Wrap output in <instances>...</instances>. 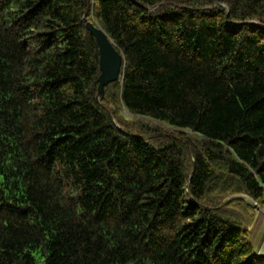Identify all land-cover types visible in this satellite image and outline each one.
<instances>
[{"label": "trees", "instance_id": "16d2710c", "mask_svg": "<svg viewBox=\"0 0 264 264\" xmlns=\"http://www.w3.org/2000/svg\"><path fill=\"white\" fill-rule=\"evenodd\" d=\"M258 210L264 0H0V264H264Z\"/></svg>", "mask_w": 264, "mask_h": 264}, {"label": "water", "instance_id": "95a60500", "mask_svg": "<svg viewBox=\"0 0 264 264\" xmlns=\"http://www.w3.org/2000/svg\"><path fill=\"white\" fill-rule=\"evenodd\" d=\"M83 23L97 37L100 46V68L102 71L100 77V94H104L105 87L112 81L119 79L124 65V57L117 50L114 42L107 32L87 15L83 18ZM106 65L109 75L105 77Z\"/></svg>", "mask_w": 264, "mask_h": 264}, {"label": "rangeland", "instance_id": "374dc122", "mask_svg": "<svg viewBox=\"0 0 264 264\" xmlns=\"http://www.w3.org/2000/svg\"><path fill=\"white\" fill-rule=\"evenodd\" d=\"M236 197H247L245 195H240V196H233V198ZM248 198V197H247ZM252 203H254L251 199H249ZM254 205L257 207V203H254ZM258 223L255 227V241L257 242L258 248L260 251H263L264 254V212L261 210H258Z\"/></svg>", "mask_w": 264, "mask_h": 264}, {"label": "bare ground", "instance_id": "6f19581e", "mask_svg": "<svg viewBox=\"0 0 264 264\" xmlns=\"http://www.w3.org/2000/svg\"><path fill=\"white\" fill-rule=\"evenodd\" d=\"M108 75H109V73H108V67L106 65V74H105V77H107Z\"/></svg>", "mask_w": 264, "mask_h": 264}]
</instances>
